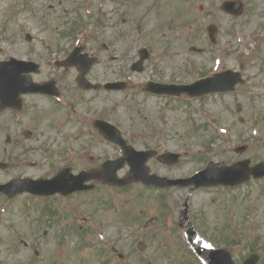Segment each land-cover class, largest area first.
<instances>
[{
  "label": "rangeland",
  "instance_id": "rangeland-1",
  "mask_svg": "<svg viewBox=\"0 0 264 264\" xmlns=\"http://www.w3.org/2000/svg\"><path fill=\"white\" fill-rule=\"evenodd\" d=\"M154 1L157 2L144 0L138 5L130 2L123 5L117 0H0V59L8 56L43 59L49 53L48 44L59 49L55 58H63L69 39L59 34L70 29L75 21L80 23L79 27L88 22L82 28L89 33L82 40L87 51L105 58L91 73L96 79L117 76L118 68L128 69L137 56L133 49L128 50L131 44L138 49L147 46L150 51L145 71L135 75L137 81L153 77L178 82L191 80L214 69L210 54L223 48L228 67H242L247 78L234 93L180 102L148 98L141 93L127 96L99 92L88 93L86 103L97 112L108 110L109 105L118 101L113 116L126 133L133 131L139 135L136 148H155L163 142L160 149L181 153L176 166L150 159L149 168L158 175L190 176L211 160L221 164L245 158L251 164L264 161V39L256 50L250 42L253 35L243 41L244 31L251 34L257 25H263L260 34L264 36L263 0H249V8L238 18L232 19L217 10L214 18L220 27L219 44L212 49L204 37L203 14L216 8L218 0H195V11L192 0L191 9L182 19L178 16V22L173 24L170 23L173 10H181L183 0H158L159 17L152 15ZM100 5L104 6L101 16ZM200 5L204 12L195 22L194 13H198ZM142 9L148 11L147 15L138 13ZM120 12L128 14L120 16ZM136 25L141 27L140 31H136ZM27 32L33 37L31 41L25 39ZM102 42L116 49L117 68L103 49L100 51ZM192 46L211 50L199 56L190 50ZM245 53L250 54L245 56ZM237 103L242 105L241 112L235 109ZM45 136H52L50 128H46ZM242 144H247V149L242 154L236 153L234 148ZM40 154L50 157L52 153L42 151L30 159L38 160L35 157ZM54 160L31 169V175L54 173L60 159L54 157ZM70 164L77 170L88 161L76 156ZM12 171L17 173L22 168ZM124 173L125 170L121 172ZM142 187L133 182L113 192L101 187L88 194H78L68 206H57L62 213L57 212L51 218L43 215V222L38 219L43 213L39 209L40 201L33 198L13 201L6 212L10 224L6 225L3 213L0 215V264H202V256L196 250L208 254L205 240H213L230 251L236 264H241L254 251L259 254V263L264 261V178L251 179L236 187L193 191L190 187L163 191L142 190ZM165 208L167 217L163 215ZM73 209L74 212L79 209L81 217L87 218L83 224L86 238L71 228L66 231L65 212L71 223ZM97 227L96 235L92 229ZM190 230L195 232L191 239ZM141 241L146 244L144 250L138 249ZM193 241L195 244L190 243ZM112 247L123 253L124 258L119 259Z\"/></svg>",
  "mask_w": 264,
  "mask_h": 264
},
{
  "label": "water",
  "instance_id": "water-1",
  "mask_svg": "<svg viewBox=\"0 0 264 264\" xmlns=\"http://www.w3.org/2000/svg\"><path fill=\"white\" fill-rule=\"evenodd\" d=\"M225 172H227V175H229V176L222 177L220 179V181L224 182V183L235 184V183H237L243 179V175H245L246 169L243 168L242 165H236L234 167H231V168L225 170ZM229 180H231V181H229ZM61 181H64V179H62ZM40 184L43 185L42 183H40ZM42 188H44V186H42ZM53 188L59 189V190L66 189L63 182L61 185H57ZM218 264H231V261L229 259H223V260H220L218 262Z\"/></svg>",
  "mask_w": 264,
  "mask_h": 264
},
{
  "label": "flooded vegetation",
  "instance_id": "flooded-vegetation-1",
  "mask_svg": "<svg viewBox=\"0 0 264 264\" xmlns=\"http://www.w3.org/2000/svg\"><path fill=\"white\" fill-rule=\"evenodd\" d=\"M35 96H37V97H39L38 98V100H32L31 102H29V101H23V108H22V110L20 111L21 113L23 112V111H28V112H34V114L36 113V112H38L39 110H46L47 108H51V109H56L57 108V106L55 105V104H49L47 107H41V102H40V100H42L44 103H48L46 100L47 99H50L49 97H46V96H43V95H35ZM5 112L6 113H11V114H14V115H17V114H19V113H17V112H15L14 110H12V108L11 109H6L5 110ZM36 121L37 122H39L37 119H36ZM3 122H4V118H3ZM8 126L7 127H11V125H9V124H7ZM4 128L5 129H8L6 126H5V122H4ZM13 133H16V132H18V131H12Z\"/></svg>",
  "mask_w": 264,
  "mask_h": 264
}]
</instances>
